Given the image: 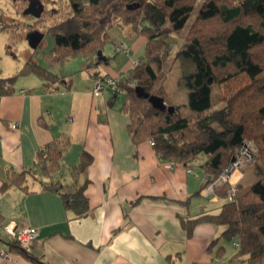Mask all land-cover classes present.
I'll use <instances>...</instances> for the list:
<instances>
[{"label":"trees","instance_id":"1","mask_svg":"<svg viewBox=\"0 0 264 264\" xmlns=\"http://www.w3.org/2000/svg\"><path fill=\"white\" fill-rule=\"evenodd\" d=\"M197 2V13L174 53L187 96L186 102L176 103L156 83L158 71L171 52L166 37L180 33ZM46 11V31L53 39L50 54H44L49 67L33 57L26 58L14 73L0 77V95L12 92L18 77L27 74L39 76L45 85L61 84L69 89L71 79L50 67L77 54L85 58L82 69L89 77L105 80L107 75L100 74L97 66L109 59L103 53L111 40L109 29L113 25L128 26L129 31L144 39L136 64L116 81L122 93L118 95L119 109L129 117L131 141L136 145L150 140L159 158L170 163L197 164L206 174L203 186L231 162L244 141L252 142L255 152L251 165L256 179L237 181L230 200L228 183L217 186V193L226 198L221 211L183 219V225L222 220L234 229L235 251L230 259L264 264V0H66L63 11L43 8L37 20H44ZM0 23V28L9 30L16 25L12 20ZM136 87L163 97L165 107L152 106L137 94ZM111 93L109 104L117 97ZM214 102L220 105L213 107ZM170 105L171 110L167 108ZM182 106L189 111L183 114ZM67 143L55 138L53 145L39 148L34 170L41 175L57 171ZM89 159L81 151L73 174L84 170ZM30 172L34 171L24 168L8 175L3 187L15 184L26 192L25 177ZM43 188L57 193L63 208L73 210L77 216L89 210L84 184L56 180ZM5 243L7 249L21 253L34 264H52L16 240Z\"/></svg>","mask_w":264,"mask_h":264},{"label":"crops","instance_id":"2","mask_svg":"<svg viewBox=\"0 0 264 264\" xmlns=\"http://www.w3.org/2000/svg\"><path fill=\"white\" fill-rule=\"evenodd\" d=\"M32 32L41 34L37 47L43 33L33 29L27 35ZM124 34L129 43L120 42L115 50L122 49L120 44L129 50L143 46L141 36L131 30ZM107 63L97 66L100 74H117ZM55 73L71 79V87L45 85L39 76L27 74L18 77L12 92L0 95V249L8 253L0 256V264H34L7 249V225L35 228L27 247L52 264L243 263L230 259L235 251L231 225L222 220L183 225V219L219 213L226 201L203 186V169L180 162L168 166L148 139L134 145L120 101L109 104L108 88L94 95L95 79L86 70ZM55 138L68 141L60 168L41 175L34 170L37 150L53 145ZM81 151L89 162L73 174ZM24 168L34 171L25 177L26 192L15 184L3 187L8 175ZM56 180L84 184L85 215L64 209L60 196L43 188Z\"/></svg>","mask_w":264,"mask_h":264},{"label":"rangeland","instance_id":"3","mask_svg":"<svg viewBox=\"0 0 264 264\" xmlns=\"http://www.w3.org/2000/svg\"><path fill=\"white\" fill-rule=\"evenodd\" d=\"M29 0H0V22L5 21H15L16 25L10 30L8 28H0V77L7 76L14 73L17 65H20L24 59L27 57H33L37 59L43 66L49 67L48 58L44 54L49 55V51L53 47V39L51 33L46 31V26L49 23L47 17V11L44 12V20H37L34 16H27L22 13V8L28 5ZM44 10L55 7L60 11L66 7V0H41ZM199 7V2H197L187 18L182 30L179 34H171L166 37V39L171 44V52L166 59V62L162 68L158 71L157 84H161L164 89L167 91L169 98L176 103H184L187 100L186 88L184 87L182 81L179 78L180 70L177 60L174 58V53L182 41L189 23L192 21L194 16L197 13ZM37 29L43 33V38L40 41L39 45L35 48L31 47L28 39L26 38L27 32ZM128 26H118L113 25L110 28V41L107 42L103 48V51L106 55L109 56L108 63L111 65L113 71L121 72L124 71L129 65V61L132 58L139 59V54L143 51V46L140 43V46H136V49H128L124 45L120 44L122 49L121 52H116L115 45L122 43L123 41L127 43L130 41L129 35L124 34L129 31ZM142 38V37H141ZM124 50H126L124 52ZM130 53V55H128ZM134 60L133 63H136ZM84 59L81 54L68 57L63 62H58L53 64L50 68L55 72L66 73L71 72L81 73L85 70L82 69ZM107 63V64H108ZM122 69V70H121ZM65 70V71H64ZM86 73V72H85ZM107 89V88H106ZM219 90V87H216ZM111 90L108 88V92ZM107 92V91H106ZM122 93H118L117 96ZM120 101V98L116 97L115 103ZM215 101V100H214ZM219 102H214L213 107H218ZM189 109L185 106L181 107V112L183 114L187 113ZM65 163L62 162L63 171L65 168ZM239 170V169H238ZM251 160L244 161L241 169L238 172H234L231 176V180L235 181L234 186L237 181L243 180V175L245 174L244 180L246 182L254 181L256 176L252 173ZM241 174V175H240ZM215 189V187H214ZM231 247L229 244L227 245ZM238 264H246V262H238Z\"/></svg>","mask_w":264,"mask_h":264},{"label":"built area","instance_id":"4","mask_svg":"<svg viewBox=\"0 0 264 264\" xmlns=\"http://www.w3.org/2000/svg\"><path fill=\"white\" fill-rule=\"evenodd\" d=\"M1 26V23H0ZM120 47H117L116 50L119 51ZM136 63H133V65ZM132 65V66H133ZM125 71L118 72L115 75H107L105 80H95L93 85V94L97 95L100 94L105 88H110L114 93L118 94L119 90L116 87V81L121 79ZM14 127L15 124H12ZM42 150H45V147H42ZM255 152V145L252 142L244 141L242 145L235 150L234 159L222 169L219 175L212 181L208 182L205 185L206 190H213L214 187L220 186L224 183H228L227 188V198L230 200L235 190V181L231 180V176L234 172H238L244 161L252 160ZM168 166L171 167L172 163L168 162ZM239 169V170H238ZM190 170V169H187ZM241 175V174H240ZM6 233L8 234L9 238L12 240H16L22 246H28L33 235L35 234V228L33 227H17L15 225H7L5 227ZM238 243L234 242V246H237ZM0 256L7 257L8 253L3 249H0ZM262 261H264V256L262 257Z\"/></svg>","mask_w":264,"mask_h":264},{"label":"water","instance_id":"5","mask_svg":"<svg viewBox=\"0 0 264 264\" xmlns=\"http://www.w3.org/2000/svg\"><path fill=\"white\" fill-rule=\"evenodd\" d=\"M43 10V5L40 0H29L28 5L24 8L23 13H29L35 17H38L40 13ZM41 38V34L37 32H32L27 35L28 42L30 46L33 48L37 45L38 41ZM136 92L139 96H143L148 99V101L151 103L152 106L156 108L163 109L165 107V102L163 100V97L153 94V93H148L145 92L142 88L136 87ZM169 110L172 109V106L167 107ZM234 157H232V160Z\"/></svg>","mask_w":264,"mask_h":264}]
</instances>
